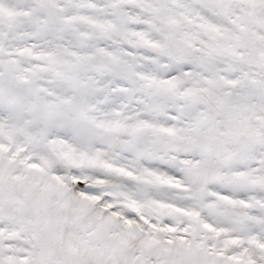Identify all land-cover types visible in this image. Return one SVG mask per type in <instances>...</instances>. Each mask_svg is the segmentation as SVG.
Here are the masks:
<instances>
[{"label": "snow or ice", "instance_id": "6c2138e0", "mask_svg": "<svg viewBox=\"0 0 264 264\" xmlns=\"http://www.w3.org/2000/svg\"><path fill=\"white\" fill-rule=\"evenodd\" d=\"M0 264H264V0H0Z\"/></svg>", "mask_w": 264, "mask_h": 264}]
</instances>
